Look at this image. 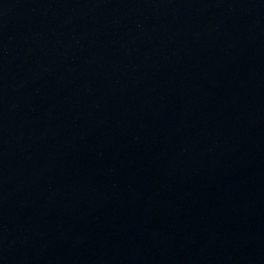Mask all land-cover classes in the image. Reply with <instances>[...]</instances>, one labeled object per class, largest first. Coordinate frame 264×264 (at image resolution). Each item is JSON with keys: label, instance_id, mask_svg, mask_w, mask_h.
Segmentation results:
<instances>
[{"label": "water", "instance_id": "1", "mask_svg": "<svg viewBox=\"0 0 264 264\" xmlns=\"http://www.w3.org/2000/svg\"><path fill=\"white\" fill-rule=\"evenodd\" d=\"M0 264H264V0H0Z\"/></svg>", "mask_w": 264, "mask_h": 264}]
</instances>
